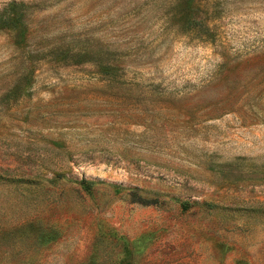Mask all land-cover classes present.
Segmentation results:
<instances>
[{
  "label": "rangeland",
  "instance_id": "374dc122",
  "mask_svg": "<svg viewBox=\"0 0 264 264\" xmlns=\"http://www.w3.org/2000/svg\"><path fill=\"white\" fill-rule=\"evenodd\" d=\"M0 264H264V0H0Z\"/></svg>",
  "mask_w": 264,
  "mask_h": 264
},
{
  "label": "trees",
  "instance_id": "16d2710c",
  "mask_svg": "<svg viewBox=\"0 0 264 264\" xmlns=\"http://www.w3.org/2000/svg\"><path fill=\"white\" fill-rule=\"evenodd\" d=\"M82 186L88 188V187H91L93 185V183L91 182H88V181H81L80 183ZM184 207H186L185 205H183Z\"/></svg>",
  "mask_w": 264,
  "mask_h": 264
}]
</instances>
